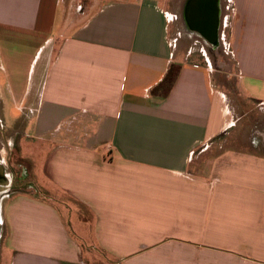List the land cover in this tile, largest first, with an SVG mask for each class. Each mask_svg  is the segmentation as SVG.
Here are the masks:
<instances>
[{
  "label": "crops",
  "instance_id": "crops-1",
  "mask_svg": "<svg viewBox=\"0 0 264 264\" xmlns=\"http://www.w3.org/2000/svg\"><path fill=\"white\" fill-rule=\"evenodd\" d=\"M189 1L0 0L10 264H264V0H218L216 45Z\"/></svg>",
  "mask_w": 264,
  "mask_h": 264
},
{
  "label": "rangeland",
  "instance_id": "rangeland-1",
  "mask_svg": "<svg viewBox=\"0 0 264 264\" xmlns=\"http://www.w3.org/2000/svg\"><path fill=\"white\" fill-rule=\"evenodd\" d=\"M181 21V20H180ZM183 26V24H182ZM199 46L205 45L204 41H199ZM221 48L220 50L217 49L220 55H218L216 52H213L211 55L209 53V57H211V63L213 65V69L215 70V73H217V78L222 79L224 76H228L231 78L229 81H234L237 79L236 74H235V64L232 56L230 54H227L223 47H218ZM27 54V50L23 53V57H25ZM5 65L8 67L9 63L5 61ZM27 57L25 59H22L18 63V67L21 69V76L23 77L24 72L26 73L27 70ZM230 69L232 71H226V69ZM224 71V72H221ZM230 72V73H227ZM231 85L233 83L231 82ZM232 90L234 88L231 87ZM2 105H0V161L5 160L7 163V168L6 172L8 173V176L11 175L12 177L9 176V178H14V173H19V178L18 181L25 180L29 178V170L27 166V161H25V158H22L21 156V149L24 150L27 147H21V136L17 135L16 130L18 128L22 129L26 126L27 119L24 117L23 114L19 115V118L13 119V120H8L6 121L5 119L2 118V110H1ZM201 149L197 150V153L200 152ZM12 170L14 172H12ZM22 173H24L22 175ZM18 175V174H17ZM10 185H0V193H3L6 190L7 187L10 188V190H13L14 186L12 185V182L10 180ZM23 187V185H22ZM25 187V185H24ZM5 189V190H4ZM6 234L5 230V225L3 223L2 216L0 215V264H10V259L7 250L3 249L4 245V237ZM4 250V254H3ZM92 253V259L91 262L93 264H117L112 261L111 259L103 258V256L100 253Z\"/></svg>",
  "mask_w": 264,
  "mask_h": 264
},
{
  "label": "water",
  "instance_id": "water-1",
  "mask_svg": "<svg viewBox=\"0 0 264 264\" xmlns=\"http://www.w3.org/2000/svg\"><path fill=\"white\" fill-rule=\"evenodd\" d=\"M186 17L192 27L204 35L210 43L213 45L218 43V0H190L186 8ZM0 170L3 172H0V179L2 178L7 185L8 179L4 176L5 168H0Z\"/></svg>",
  "mask_w": 264,
  "mask_h": 264
}]
</instances>
